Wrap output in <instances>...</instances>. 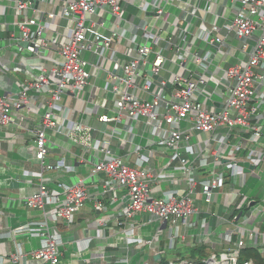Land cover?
Returning <instances> with one entry per match:
<instances>
[{
	"label": "built area",
	"instance_id": "built-area-1",
	"mask_svg": "<svg viewBox=\"0 0 264 264\" xmlns=\"http://www.w3.org/2000/svg\"><path fill=\"white\" fill-rule=\"evenodd\" d=\"M36 1L37 8H33L30 0L14 1L17 35L10 31L6 20L9 11H13V0H0V8L5 11L3 40L12 46L15 44L19 52L25 50L23 43H31L47 52L55 50L60 61L50 63L49 67L32 66L34 80L15 99L11 95L0 96V129L12 123L14 110L46 109L41 126L34 133L35 158L44 170H60L64 166L63 161L45 164L49 155L50 130L64 133L85 151H100L103 158L95 164L93 173L106 176L105 193L127 191L129 201L121 213L127 224L138 215L145 216L148 223L156 220L174 230L181 226L199 228L202 238L206 236L207 220L202 219L199 224L192 221L200 215L197 198L210 206L217 195L224 196V212L218 216L223 248L198 262L175 260L166 264H255L254 260L242 261V252L255 246L264 258L263 223L257 224L255 218L262 212L257 209L256 201L242 191L244 169L240 166V163L249 162L255 167L253 174L260 176L264 172V146H261L264 137L261 125L264 0H229L239 4L230 24L239 48L227 46L215 24L202 27L198 33L179 29L175 37L181 40V47L174 46L171 38L163 40L162 31L155 29L156 26L150 28L149 19L152 16L156 20H165L169 6L180 10L175 6L177 0H138L140 26L136 25L135 16L127 15V4H133V0H56L57 12H47L44 22L37 19V14L41 2L45 4L48 0ZM222 1L206 0L205 9L186 2V7L181 9L183 20L190 25L194 20H203L199 15L201 12L214 16V9ZM27 12L33 15L28 17ZM96 15H99L98 20L93 19ZM108 17L113 20V28L106 37L98 29L106 27ZM57 18L69 20L72 33L66 38L56 31L60 35L57 40H46L50 26ZM126 29L128 33L123 36ZM128 34H136L140 42L133 44L128 61L123 62L118 58L116 45L123 38L129 41ZM191 38L204 45L203 53L196 51V45H190ZM172 46L176 48L177 64L182 72L172 73L169 81H154L144 67H149L150 72L160 78L167 60L164 52ZM85 53L99 56V62L85 60ZM239 53L245 58H239ZM217 56L228 64L219 76V86L223 89L221 96L208 90L210 68L202 72L191 69V64L197 67L203 62L211 65ZM232 59L235 61L227 62ZM111 64L121 68V76L106 68ZM103 76L111 83V88L105 91L114 95L116 116L102 115L99 122L107 126L111 122L120 123L125 117L143 120L153 135H161V144L169 152V166L180 168L182 179L166 172L154 176L140 159L136 166L128 165L115 154L110 140H96L97 130L74 122L70 112L58 114L64 109L62 96L65 92L77 97L91 79H102ZM139 80L142 81L140 85ZM30 91L49 97L34 104L29 97ZM99 91L97 88L96 93ZM218 97L224 101L217 100ZM218 103L222 106L219 109ZM181 124H185L186 129ZM201 149L203 153L199 151ZM183 182L187 185L184 192L180 189ZM164 184L167 190L162 189ZM227 186L231 191H225ZM89 199V191L82 180L74 186H63L59 191L41 184L36 194L24 199L23 207L42 214V220L33 222L28 228L32 236L41 240L40 247L31 252L35 262L60 264L62 237L54 223H73ZM96 207L104 209L101 203ZM3 216L4 211L0 209V219ZM129 225L126 236L131 244L152 245L159 239V234L148 241L137 238L134 225ZM260 238L263 245L258 247ZM174 239L170 238L171 248ZM23 257L20 249L18 253L10 254L7 262L0 259V264H20Z\"/></svg>",
	"mask_w": 264,
	"mask_h": 264
},
{
	"label": "crops",
	"instance_id": "crops-1",
	"mask_svg": "<svg viewBox=\"0 0 264 264\" xmlns=\"http://www.w3.org/2000/svg\"><path fill=\"white\" fill-rule=\"evenodd\" d=\"M14 1L13 11H9L6 20L10 31L18 35V28L15 26ZM189 1L192 4H199L203 9L206 7V0H177L175 6L180 10L169 6L165 20H156L151 16L150 28L156 26L155 29L162 31L163 40L171 38L174 46L181 47V40L175 37L179 29L198 33L202 27H211L215 24L219 27V34L224 38L226 45L239 48L238 40L230 31L233 12L239 7L238 2L223 0L214 9L215 17L201 12L199 15L203 20H194L188 25L183 20L181 9H184L185 3ZM137 4L138 0H133V4H127V15L135 16L136 25L140 26V11L136 7ZM57 5L56 0H48L45 4L41 2L37 19L44 22L47 12H57ZM4 14V9L0 8V96L11 95L15 99L34 80L35 73L31 74L32 66L49 67L50 63L57 64L60 58L55 50L47 52L45 49L39 50L37 46H29L24 48L23 52H19L15 44L12 46L5 42L2 33L5 30ZM25 15L31 17L33 13L27 12ZM98 18L99 15L93 17L94 20ZM106 24L105 28L98 31L101 35L108 37L113 28L111 17L107 18ZM56 31L61 36L69 37L72 33L69 20L55 19L45 37L46 40H57L60 35H57ZM125 33H128L127 29L122 32V35L124 36ZM128 39L129 41H126L123 38L116 45L118 58L123 62L128 61L133 44L140 42L136 34L129 35ZM188 42L191 43L190 45H196V51L203 53L204 45L200 42L197 43L194 38ZM164 45L163 43L162 46ZM175 50L176 48L172 46L170 50L164 52L167 60L160 75L161 80L169 81L172 73L182 72L177 64L178 56ZM102 53L104 54V51ZM83 57L93 63L99 62L100 59L99 56L91 53H85ZM238 57L245 58L240 53ZM234 61L232 59L227 62ZM227 65L217 56L213 58L211 65L205 62L198 67L191 64V69L202 72L210 68L211 73L207 74L208 90L215 92L216 96H221L223 89L219 86V76ZM106 68L118 76L122 75L121 68L116 64L106 65ZM146 68L144 67V70L147 72ZM51 80L54 81L55 78ZM141 83L142 81L139 80L138 84ZM108 87L111 88V83L103 76L102 79H91L89 85L77 97L65 92L62 96L64 109L58 114L70 112L74 122L97 130V139H95L110 140L115 154L123 158L128 165L134 167L140 159L143 166L150 169L154 176L159 172H166L173 173L177 178L182 179V170L169 166V152L161 144V135H153L144 125L143 120L125 117L120 123L111 122L107 126L99 122L98 118L102 115H107L109 118L116 116L114 95L110 91H105L109 90ZM97 88L100 90L98 93H96ZM29 97L35 104L49 96L30 91ZM217 100L224 101L222 97H218ZM220 107L222 106L218 103L217 108ZM45 113L46 109L34 112L27 108L14 110L12 123L0 129V209L4 211V216L0 219L1 260L7 262L10 254L18 253L21 249L24 257L20 264H38L32 259L31 252L40 247L41 240L32 236L28 228L33 222L42 220V214L37 210L23 207L24 199L36 194L41 184L59 191L63 186H74L81 180L84 181L90 194L86 206L76 214L73 223H54L62 237L60 264H166L175 260L198 262L223 248L218 218L224 212V196L222 195H217L210 206L203 199L196 200L200 215L194 217L192 221L199 224L202 219L207 220L205 237L201 238L199 228L188 229L181 226L174 230L169 225L161 224L156 220L148 223L145 216L138 215L132 220L133 222L129 223L135 227V237L148 241L159 234V239L152 245L129 243L126 233L130 225L125 223L121 216L129 197L124 189L116 193H105L106 176L102 173H93L95 164L103 158L100 151H85L64 133L50 130L47 139L49 155L45 164L54 165L58 161H63L64 166L60 170H44L41 162L35 158L34 133L40 128ZM261 115L264 131V103L261 106ZM181 125L183 129H186L185 124ZM261 144L264 146V137ZM199 151L203 153L204 150ZM243 153L241 152V155ZM245 156L247 157L246 154ZM167 188L166 184L162 187L163 190ZM186 188V182H183L181 191L184 192ZM225 191H231V187L227 186ZM242 191L256 201L257 209L262 212L255 218L257 224L263 223L261 232L264 234V172L260 176L253 174L252 171L244 173ZM158 195H161V192ZM97 203L103 204L104 209H98ZM211 219H213L212 227ZM173 237L176 240H173L171 248L170 238ZM205 242L207 245H204ZM256 245L258 247L263 245L261 238Z\"/></svg>",
	"mask_w": 264,
	"mask_h": 264
},
{
	"label": "water",
	"instance_id": "water-1",
	"mask_svg": "<svg viewBox=\"0 0 264 264\" xmlns=\"http://www.w3.org/2000/svg\"><path fill=\"white\" fill-rule=\"evenodd\" d=\"M30 1L33 2V8H37V6H38V1H36V0H30ZM22 46H23L24 48H26V47H29V46L32 47V46H34V45L31 44V43H23ZM146 70H147V73H148V75H149L150 77H152V78H154V79H156V80H160V81H161V78L155 77V76L150 72L149 67H147ZM240 166L243 167V169H244V170H243L244 173H250L251 171L255 170V167H254L253 165H251L249 162H243V163H240ZM212 225H213V219H211V221H210V226L212 227Z\"/></svg>",
	"mask_w": 264,
	"mask_h": 264
},
{
	"label": "trees",
	"instance_id": "trees-1",
	"mask_svg": "<svg viewBox=\"0 0 264 264\" xmlns=\"http://www.w3.org/2000/svg\"><path fill=\"white\" fill-rule=\"evenodd\" d=\"M242 261L254 260L255 264H264L263 256L254 248L245 249L242 252Z\"/></svg>",
	"mask_w": 264,
	"mask_h": 264
}]
</instances>
